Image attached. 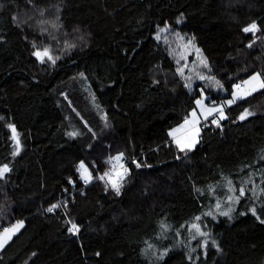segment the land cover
<instances>
[{"label":"trees","instance_id":"trees-1","mask_svg":"<svg viewBox=\"0 0 264 264\" xmlns=\"http://www.w3.org/2000/svg\"><path fill=\"white\" fill-rule=\"evenodd\" d=\"M167 22L202 60L155 38ZM256 72L264 0H0V231L23 223L0 264H264V87L192 149L170 134L203 90L216 103Z\"/></svg>","mask_w":264,"mask_h":264},{"label":"rangeland","instance_id":"rangeland-1","mask_svg":"<svg viewBox=\"0 0 264 264\" xmlns=\"http://www.w3.org/2000/svg\"><path fill=\"white\" fill-rule=\"evenodd\" d=\"M169 29L170 24L167 22L166 24L162 25L159 30L155 33V38L162 44L169 45L172 50L178 49L182 58H186L192 54L202 60L203 57L201 56V48L192 39H186L182 36L173 35L169 32ZM173 38L175 39L172 40ZM254 76H258L259 79L253 80L252 78ZM262 82H264V80L261 74L256 72L244 81H241L236 84L234 86V91L232 95L228 97H222L221 99H218L216 103L209 102L208 99L210 98V95L206 93L205 90H203L202 95L197 99V101H201V103L197 104L196 101V106L192 110L188 118L170 130L171 137L174 139L175 143H177L178 146L182 149L194 148L200 141L201 123L211 118L215 119V114L218 112L210 110H221L228 105H232L241 97L250 95L253 92L261 89L262 87L260 85ZM228 101L234 102L229 104ZM193 112L196 113L195 117L192 115ZM222 115H224L223 111ZM219 116L221 117V113L219 114ZM16 133L18 134L17 131ZM189 145H192V147H188ZM118 156L121 158L119 160L115 159ZM81 163H83L84 168H81ZM85 169L87 171H85ZM128 173L129 167L125 163L124 154L120 153L115 155L112 158V169L108 175V179L110 180L111 185H113V183H116L120 188ZM79 175L81 179L84 180H86L85 178L87 177V181L92 178L91 170L85 162H80L79 164ZM235 199L236 196L234 194L232 195L231 193H229L226 199H223L222 203L217 204L219 205L217 209H219V211L221 210L228 213L231 212V210L234 208ZM22 225V222H17L12 226L0 231V249H2L4 245L13 237V235L20 230ZM195 231L197 234L193 235V240L197 238L204 249L207 248L208 243L216 244V240L211 236V229L207 228L205 224L197 223Z\"/></svg>","mask_w":264,"mask_h":264},{"label":"snow or ice","instance_id":"snow-or-ice-1","mask_svg":"<svg viewBox=\"0 0 264 264\" xmlns=\"http://www.w3.org/2000/svg\"><path fill=\"white\" fill-rule=\"evenodd\" d=\"M255 27H256L255 25H252L250 28H246V29H244V30H245V31H251V30H254ZM35 55H37V56L40 57L41 59H43V57H45V56H47L49 59H52V57L49 55V50H48V49H44L43 53L37 51V52L35 53ZM53 62H54V61H53ZM201 79H203V77H201ZM252 79H253V80H258L259 77H258V76H254ZM260 86H261V87H264V82H262ZM233 102H234V101H228L229 104H231V103H233ZM200 103H201V101H197V104H200ZM210 111H221V118H224L223 115H222V110H220V109H212V110H210ZM250 114H251V113H247V112H246L245 114H242V115H241L240 119H244L246 115H250ZM192 115L195 117L196 113L193 112ZM9 127L12 128V130H13V138L16 139L17 146H19V139H18V134L16 133V130H15V126H14V125H10ZM188 147H192V145H189ZM120 158H121V157L118 156V157H116L115 159L119 160ZM137 166L139 167V165H137ZM81 168H84L83 163H81ZM8 171H10V169L8 168L7 165H4L2 168H0V176H3L4 173H6V172H8ZM85 171H87V170L85 169ZM106 175H107V174H106ZM85 179H86V181H87V177H86ZM101 179H103V177H101ZM112 186H113L114 188H116L117 191H119V187H118V185H117L116 183H113ZM240 192H241V195L244 194V190H243V188L240 189ZM236 199H239V197H237ZM55 207H56V205L53 206V208H55ZM217 207H219V205H217ZM53 208H50L49 211H52ZM252 211H253V213H255V209H252ZM210 214H211V213H209V215H210ZM223 214H224V215H228L227 212H225V213H223ZM194 227H196V226L194 225ZM72 230H77V231H78L76 225H73ZM202 235H203V233H202Z\"/></svg>","mask_w":264,"mask_h":264},{"label":"built area","instance_id":"built-area-1","mask_svg":"<svg viewBox=\"0 0 264 264\" xmlns=\"http://www.w3.org/2000/svg\"><path fill=\"white\" fill-rule=\"evenodd\" d=\"M211 122H213V120L208 119V120H206V121H203L202 124H203L204 126H208V125L211 124ZM214 122H215V123H219V122H220V117H216V118L214 119ZM72 228H73V225L70 226V230H71V231H75V230H72Z\"/></svg>","mask_w":264,"mask_h":264},{"label":"crops","instance_id":"crops-1","mask_svg":"<svg viewBox=\"0 0 264 264\" xmlns=\"http://www.w3.org/2000/svg\"><path fill=\"white\" fill-rule=\"evenodd\" d=\"M229 106V105H228ZM228 106H226V107H228ZM226 107H224L223 109H221L223 112L225 111V109H226ZM221 113V111H218L216 114H215V116L216 115H218L219 116V114Z\"/></svg>","mask_w":264,"mask_h":264},{"label":"water","instance_id":"water-1","mask_svg":"<svg viewBox=\"0 0 264 264\" xmlns=\"http://www.w3.org/2000/svg\"><path fill=\"white\" fill-rule=\"evenodd\" d=\"M41 53H43V52H41ZM38 57V56H37ZM40 60H41V58L40 57H38ZM15 130H16V127H15ZM12 132H13V130H12Z\"/></svg>","mask_w":264,"mask_h":264}]
</instances>
